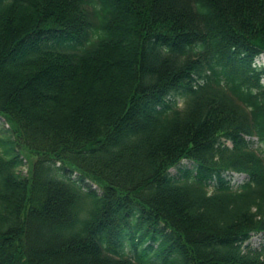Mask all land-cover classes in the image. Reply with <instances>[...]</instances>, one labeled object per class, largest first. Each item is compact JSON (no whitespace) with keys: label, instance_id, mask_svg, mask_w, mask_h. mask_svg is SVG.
<instances>
[{"label":"trees","instance_id":"1","mask_svg":"<svg viewBox=\"0 0 264 264\" xmlns=\"http://www.w3.org/2000/svg\"><path fill=\"white\" fill-rule=\"evenodd\" d=\"M260 53L264 0H0V264H264Z\"/></svg>","mask_w":264,"mask_h":264},{"label":"rangeland","instance_id":"2","mask_svg":"<svg viewBox=\"0 0 264 264\" xmlns=\"http://www.w3.org/2000/svg\"><path fill=\"white\" fill-rule=\"evenodd\" d=\"M113 54L114 55H112V58L114 59V60H116V57H118L119 55H120V53H119V51H117V50H114V52H113ZM262 60H260V62H261ZM259 62V63H260ZM47 82V79H45L44 80V82ZM35 85H38V83H35ZM64 92L65 91H63V93H59L58 94V96L56 97L57 99H59V100H61L62 98H64V96H66L65 94H64ZM22 95H24V96H27V95H29V93H28V91L26 90V91H24V93H22ZM22 98H23V96H22ZM30 97H28V99H29ZM32 98H34V96L32 97ZM26 99H27V97H26ZM29 101V100H28ZM28 101H26V102H28ZM6 127L7 125H5V124H3V120L2 119H0V127ZM26 169L27 168H22V170H23V172L25 173L26 172ZM171 171V173L172 174H174L175 172H176V170L175 169H171L170 170ZM240 178H241V176H240ZM259 235H254L253 237H252V239H251V242H252V245H257V244H259Z\"/></svg>","mask_w":264,"mask_h":264},{"label":"bare ground","instance_id":"3","mask_svg":"<svg viewBox=\"0 0 264 264\" xmlns=\"http://www.w3.org/2000/svg\"><path fill=\"white\" fill-rule=\"evenodd\" d=\"M257 60H262L261 62L264 63V53H260L259 56H257Z\"/></svg>","mask_w":264,"mask_h":264}]
</instances>
